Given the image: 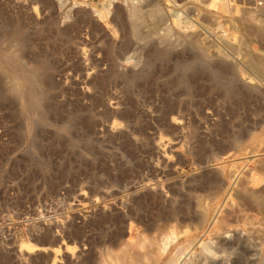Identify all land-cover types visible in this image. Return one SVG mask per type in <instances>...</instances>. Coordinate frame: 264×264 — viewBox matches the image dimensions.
<instances>
[{
	"label": "rangeland",
	"instance_id": "obj_1",
	"mask_svg": "<svg viewBox=\"0 0 264 264\" xmlns=\"http://www.w3.org/2000/svg\"><path fill=\"white\" fill-rule=\"evenodd\" d=\"M108 1L0 0V264H264V0Z\"/></svg>",
	"mask_w": 264,
	"mask_h": 264
},
{
	"label": "built area",
	"instance_id": "obj_2",
	"mask_svg": "<svg viewBox=\"0 0 264 264\" xmlns=\"http://www.w3.org/2000/svg\"><path fill=\"white\" fill-rule=\"evenodd\" d=\"M134 3H137V0H134ZM177 8L179 9L178 15L184 19H187V16H188L187 11L182 6H179V5Z\"/></svg>",
	"mask_w": 264,
	"mask_h": 264
},
{
	"label": "bare ground",
	"instance_id": "obj_3",
	"mask_svg": "<svg viewBox=\"0 0 264 264\" xmlns=\"http://www.w3.org/2000/svg\"><path fill=\"white\" fill-rule=\"evenodd\" d=\"M114 1H116V0H110V1L106 2V3L104 4V6H105L106 8H110V7H112ZM27 244H28V243H27ZM28 245H31L32 247L34 246V244H31V243H29Z\"/></svg>",
	"mask_w": 264,
	"mask_h": 264
}]
</instances>
